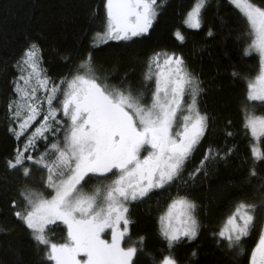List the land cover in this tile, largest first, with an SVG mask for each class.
Returning a JSON list of instances; mask_svg holds the SVG:
<instances>
[{
  "label": "snow or ice",
  "instance_id": "snow-or-ice-1",
  "mask_svg": "<svg viewBox=\"0 0 264 264\" xmlns=\"http://www.w3.org/2000/svg\"><path fill=\"white\" fill-rule=\"evenodd\" d=\"M207 3L193 0L183 25L200 28ZM229 3L244 25L236 36L243 53L258 56L255 74L241 77L246 92L240 110L250 149L242 183L259 178V184L242 192L208 234L217 245L223 242L241 256L243 240L256 233L246 264H264V167L257 164L264 165V113L257 114L254 106H264V0ZM163 4L104 0L103 31L93 34L91 46L101 38L130 41L150 34ZM212 34L209 27L207 35ZM172 35L185 40L179 28ZM25 40L15 62L20 75L12 78L5 109L7 131L17 145L4 165L22 181L8 207L35 242L37 253L47 264H139L141 253L152 264H181L177 245L195 240L208 227L191 186L198 174L207 175L209 162H226L237 147L227 139L220 145L209 143L185 176L186 161L215 122L201 108L204 88L199 75L182 53L160 48L142 62L136 81L129 71L117 75L115 66L96 63L92 51L80 56L62 53L64 71L49 75L38 55L40 45ZM232 75L240 74L233 69ZM230 129L228 120L226 138L234 135ZM151 197L155 200L149 212H155L156 232L164 242L158 256L146 251V235L132 239L130 234V205ZM55 221L66 228L62 242L50 238L46 228ZM190 255L196 256L197 250Z\"/></svg>",
  "mask_w": 264,
  "mask_h": 264
},
{
  "label": "trees",
  "instance_id": "trees-1",
  "mask_svg": "<svg viewBox=\"0 0 264 264\" xmlns=\"http://www.w3.org/2000/svg\"><path fill=\"white\" fill-rule=\"evenodd\" d=\"M104 0H0V264H47L35 249V242L24 231L21 222L11 215L9 198H14L16 187L22 183L18 172L7 171L4 158L17 145L15 138L7 131L5 120L6 102L12 92L11 81L19 75L15 62L22 54L25 38L40 45L43 66L49 75L64 71L62 53L73 52L77 56L92 51L96 63L107 68L115 66L118 73L129 71V78L139 79L141 64L155 49L175 50L183 54L190 69L202 80L201 108H206L215 117L213 130L186 161L185 176L193 170L209 143L235 144L236 151L225 161L209 162L207 175L198 174L190 192L200 205V218L208 227L202 229L193 241H183L175 248L181 264H246V254L257 239L253 233L245 238L242 247L245 254L236 256L223 242L217 245L209 236L216 223L228 213L229 206L242 192H250L259 184V178L244 182L250 156L249 136L242 128L241 103L245 98L244 75L255 74L258 68L256 54L245 55L243 43L236 36L243 28L238 9L229 0H208L203 11L201 27L198 29L183 25L186 10L193 0H164L157 20L150 34L130 41L100 39L91 46L93 34L102 32ZM95 9V12L93 11ZM209 27L213 34L207 35ZM179 28L185 36L178 41L172 32ZM233 69L240 75L233 76ZM115 82V81H113ZM257 114L264 113V106L256 103ZM231 121L233 136H225V122ZM20 143V142H19ZM264 148V142L260 145ZM43 150V145H40ZM260 167V162H257ZM38 176V173H34ZM264 176V173H262ZM191 184L192 182L189 181ZM155 197L142 203L130 205L131 238L146 235L145 249L154 255L164 247L156 232L155 212H149V205ZM205 208L207 215L204 214ZM50 238L62 242L66 228L60 221L47 227ZM197 250L191 256L192 249ZM139 264H152L148 255H139Z\"/></svg>",
  "mask_w": 264,
  "mask_h": 264
},
{
  "label": "rangeland",
  "instance_id": "rangeland-1",
  "mask_svg": "<svg viewBox=\"0 0 264 264\" xmlns=\"http://www.w3.org/2000/svg\"><path fill=\"white\" fill-rule=\"evenodd\" d=\"M38 55H40V52H38ZM19 75H20V73H19ZM21 84H23V81H21ZM34 124H35V122H34ZM22 144H23V141L21 140L20 141V145L22 146ZM56 222V221H55ZM54 223V222H53ZM49 225H46V228L48 227Z\"/></svg>",
  "mask_w": 264,
  "mask_h": 264
}]
</instances>
